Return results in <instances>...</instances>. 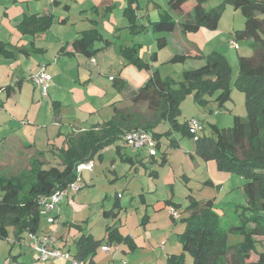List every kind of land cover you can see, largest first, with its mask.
I'll return each mask as SVG.
<instances>
[{
    "label": "rangeland",
    "instance_id": "374dc122",
    "mask_svg": "<svg viewBox=\"0 0 264 264\" xmlns=\"http://www.w3.org/2000/svg\"><path fill=\"white\" fill-rule=\"evenodd\" d=\"M113 1L78 0L75 2L76 6L68 13L71 15V20L61 27L58 22H55L53 28L51 27L45 32L48 33V38L46 42H42L46 48L44 52H38L34 49L33 45L36 46L41 43L39 39L34 38L38 43L34 42L32 45L31 42L26 41L19 44L17 37L10 32L4 33L5 36L3 34L0 36L2 40L9 41L8 48L13 52L10 56L0 55V175L9 177L20 174L21 176H19L22 177L23 174L32 173V159L34 157L39 158L40 155L37 151H29L28 148L26 150L23 139L26 136V141L37 140L38 145L50 135H54L52 138L54 140L57 137L55 131H58L56 128L58 125L54 121L57 114L53 112V109L57 113L61 106V109L63 108L62 114L73 113L74 117L78 116L79 123L94 122L98 118L111 119L115 114V106L121 108V105H117L119 100L131 101L130 91L142 86L153 71H158L162 77L171 83V87L176 89L179 95L177 121L183 124L194 118L202 123L204 129L198 133L201 136L199 142L196 141V135H191L182 130H172L171 136H163L166 138L165 147L170 146L169 156L172 166L162 170V172L167 171L168 177L153 181V183L158 182L159 186L154 198L163 200L167 197V194L164 193V187L167 186L164 183L172 181L174 199L177 202H183V207L193 197L201 201L213 199L214 210L221 215L224 228L228 229L233 224H239L241 220L237 218L236 214L240 211L235 206L240 207L247 204L242 188L247 181L246 176L220 169L216 158L203 156L201 149H204L206 153H213L215 138L217 137L214 125H217L219 129L230 128L234 125L235 116L246 119L248 115L246 93L238 81L240 57L253 54L252 40L241 39L237 35V31L243 30L246 26V16L243 9L235 8L225 0H208L205 7L216 9L220 13L218 27H201L197 31L185 32L181 27V13L172 9L168 0H135L139 11L136 17L137 22L141 26L143 24L145 26L140 27V31H131L129 17L126 15V8L129 6L130 0H117L118 5L112 8L109 17L112 19H109L105 15V8ZM45 3L46 0L44 5ZM223 3L224 5H222ZM192 4L193 1L187 2L185 10L191 9ZM94 5L101 7L100 11L90 15L97 18V27L104 38L112 40L113 43L107 45L105 40L98 41L97 47H102L104 44L106 47L94 55L95 59L81 53L74 56L78 60L58 54L61 45L69 41L67 38L71 39L79 29H82L83 22L80 19V10L82 8L90 10ZM6 6L13 7V0H0V17L4 20L2 22L11 30L12 28L7 25L6 17L3 14ZM59 13L60 11L57 14L61 15ZM12 14V16H16L14 11ZM161 18H171L176 21L175 30L170 33L154 32L152 28L154 21ZM13 28L17 30V28ZM57 32L60 34L56 35ZM71 33H73L72 36ZM28 35L30 36V34ZM59 35L65 40L59 42ZM160 36L167 37V45L159 46L157 39ZM25 38L30 40L27 35ZM233 39H237V48L231 45ZM114 42L125 46L136 44L137 53L143 60L150 62V67L127 63L126 59L116 50ZM154 42L155 46L153 47ZM23 48H26L29 53L21 50ZM153 52H157L156 59L152 56ZM215 52L225 56L230 66L231 71L226 86L217 81L215 73L205 75L201 81L200 79L189 80L186 76L187 71L194 70L209 59H213ZM177 55H184L185 57L184 59H175ZM78 62L80 63L79 71ZM40 65H46L47 71L53 75V79L50 81L49 94H43L40 87L35 85L32 80V69L38 68L37 72L41 67ZM115 77L125 80L130 87L119 90L114 84ZM8 85H12V94L7 99L5 87ZM227 88L230 89V97L221 105L217 95L221 90ZM198 91L199 95H197ZM52 97L60 98L61 102L53 101L51 103ZM122 110L125 114L129 113L128 115L134 116L135 124L142 128L145 127L146 123H153L154 116L157 114L155 109L145 101L135 102ZM27 117L34 120V123L29 124ZM170 128V123L163 120L154 127V131L165 133ZM62 131L63 134L67 132L65 126ZM170 138H175L177 145L172 146ZM167 139L169 142L166 141ZM54 142L51 141V143ZM59 143L56 144L58 147L60 146ZM45 147L50 149V154L47 155L48 159L61 165L59 160L61 159V149H52L51 144ZM127 151L130 154L137 153V150L132 149V147H128ZM139 152H143V150ZM174 173L178 176L175 177ZM184 173H188V180L185 179ZM29 181L21 193L22 195L27 192ZM102 186L105 188L106 184L102 183ZM169 186L172 187V184ZM95 190L96 188L89 187L82 190L85 197L83 201H87V204L91 201L92 207H96L97 203L95 202L98 201ZM129 193L127 192L123 198L127 200L125 205L128 206L127 209H124V213L128 216V222L135 226L134 220L137 219V216L141 220L144 212H141L138 207L139 204L129 203ZM187 193L192 197L186 196ZM3 194L4 190L0 185V200ZM71 212L72 209L69 211L70 217H76ZM180 220L182 219L180 218ZM257 238L260 249L264 237L258 236ZM239 239H241L240 235L229 233L230 242L239 241ZM182 252H184V264H192L191 253L183 250ZM257 258L258 254L252 252L250 260H257Z\"/></svg>",
    "mask_w": 264,
    "mask_h": 264
},
{
    "label": "trees",
    "instance_id": "16d2710c",
    "mask_svg": "<svg viewBox=\"0 0 264 264\" xmlns=\"http://www.w3.org/2000/svg\"><path fill=\"white\" fill-rule=\"evenodd\" d=\"M190 1H193L192 8L184 13L181 21V27L185 32L197 31L201 27H218L220 13L216 9L205 7L208 0H168V4L172 9L182 13L183 6ZM225 1L235 8L243 9L246 26L243 30L237 31V35L241 39L252 40L253 54L239 59L238 81L246 93L248 115L246 119L235 116L234 125L230 128L219 129L217 125H214L217 133L214 151L206 153L204 149H201V153L205 157L216 158L220 169L246 176L247 181L243 185V192L247 204L240 207L235 206L240 211L241 222L226 229L222 225L221 215L214 210L213 199L200 201L193 197L184 207V211L188 214L181 219L186 227L179 234V239L183 251L191 253L192 264H264V240L259 249L257 238L264 236V0ZM137 8L138 4H135V0H130L126 8L131 31H140V27L145 26L137 22ZM53 22L52 13L25 15L18 24V29L24 34L35 35L49 30ZM96 22L94 20V23ZM176 25V21L171 18H161L154 21L152 28L154 32L170 33L175 30ZM101 40H105L107 45L113 43L112 40L104 38L97 26L81 30L71 42L74 50L69 54L77 52L92 58L106 47V44L97 47L96 43ZM157 42L159 46L167 45V37L160 36ZM115 45L116 50L126 59L127 63L150 67V62L143 60L137 53L136 44L125 46L115 43ZM12 53L8 48V42L0 39V55L10 56ZM152 56L156 59L157 52H153ZM184 57V55H177L175 59H184ZM230 71L225 56L215 52L213 59H209L194 70L187 71L186 76L189 80L200 79L201 81L205 75L215 73L217 81L226 86ZM114 84L119 90L130 87L128 82L117 77H115ZM5 88L9 96L12 85ZM229 97V88L221 90L217 95L221 105ZM130 100L133 103L145 101L155 109L157 114L154 116L153 123H146L143 128L154 135L158 141V149L163 136H171L172 130H182L193 135L188 121L183 124L177 121L176 115L179 109L177 90L173 89L171 83L158 71H153L142 86L130 91ZM128 114L115 106L113 118L103 123L100 130L94 126L68 139V146L62 148L60 152L62 167H45L43 159L34 157L32 173L23 174L22 177L20 174L9 177L0 175V185L4 190L0 200V237L9 236L10 226L13 227L18 239L22 238L25 232L27 234L37 233L42 219L40 197L49 196L58 189H67L79 177L77 165L80 162L91 160L97 151L116 141L126 131L140 128L135 124V117ZM163 120H167L171 128L165 133L154 131V127ZM170 139L172 146L177 145L175 138ZM200 140L201 136L196 141ZM161 158L160 162L165 163L166 155L163 154ZM28 181L29 188L22 195ZM166 203L178 208L182 207L181 203L172 199H167ZM110 213L113 212L105 211L106 215ZM107 233L109 242L124 241L134 248L132 238L124 236L117 227L108 226ZM229 233H238L242 238L232 243L229 241ZM77 242L79 248L77 257L79 258L86 256L102 244V241H96L91 235L85 234ZM252 252L258 254L257 260H250ZM184 261V252L172 253L168 256L166 264H184Z\"/></svg>",
    "mask_w": 264,
    "mask_h": 264
},
{
    "label": "crops",
    "instance_id": "0c3cea01",
    "mask_svg": "<svg viewBox=\"0 0 264 264\" xmlns=\"http://www.w3.org/2000/svg\"><path fill=\"white\" fill-rule=\"evenodd\" d=\"M44 1L45 0H13L14 6H6V8L3 10V14L6 17L5 21L7 22L8 26H11L12 29L9 30L6 24L2 22L4 20H2L0 17V36H2V34L5 36L4 33L10 32V34L17 37V42L19 44L20 42L24 41L31 42L32 45L34 44V42L37 44L38 42H36V40L39 39L41 40V43H38L39 45L36 46L33 45L34 49L38 52H44L46 48L44 47L45 45L42 42L47 41L48 33L42 32L35 34V37L32 34H30L29 36L28 34L22 33L18 29V24L21 22L25 15H44L52 13L54 15L53 24L55 22H58L61 27V25L63 26L71 20V15L68 13L74 9V6H76L75 2H77L78 0L66 2L63 0H46L45 5ZM42 5L44 7H41ZM117 5L118 1L114 0L113 3H109L106 6L105 15L108 16V18L110 17V12L113 10L112 8L116 7ZM100 8L101 7H99L98 5H94L90 10L87 8H82L80 10V19H82L83 22L81 25L82 29H79L73 36L72 34L75 31L71 33V39L67 38V40L69 41L61 45L58 50V54L66 55L63 57H70L71 59L78 60L77 57H74L78 54L77 52L75 54H69V52H72L74 50L71 42L78 36L81 30L97 26V22L94 23V20L97 21V18L91 17L90 14H92L93 12H99ZM189 10L190 8L185 10V5L183 6V12H180L182 15V19L184 13H187ZM12 11H14V14H16V16H12ZM58 11H60L59 14L61 15L57 14ZM3 25H5V27H2ZM13 27L17 28V30H15ZM58 34H60V32H57L56 35ZM26 35L30 40L25 38ZM62 40H65V38L59 35L58 41L60 42ZM64 45L66 49H64ZM154 46L155 42L153 47ZM21 50L24 51L26 50V48H23ZM24 52L29 53L28 50ZM92 58L95 59L94 57ZM101 58L103 59V56ZM121 63L123 62L121 61ZM79 65L80 63L78 62V71ZM36 70L32 69L31 75H33ZM51 76L53 79L52 74ZM132 86L135 87V85ZM49 93L50 83L47 94ZM11 94L7 96V99L11 97ZM52 98L53 99L51 103L53 101L61 102L60 98ZM117 105H121V109H123L125 107H130L131 105H133V102L124 99L119 100V103H117ZM62 109L60 106L57 113L53 109V112L57 114L55 115L54 121L56 125H58L56 127L58 131H55L57 137L54 138V140L52 139L54 135H50L38 145L36 142L37 140H34L33 142L26 141V136L23 139L25 141L24 147L26 148V150L28 148L29 151H37L40 155L41 160L43 159L45 167H49V165L62 167L61 165L55 164L54 161L48 159L47 155L50 154V149L48 147H45L46 145L51 144L52 149L66 148L68 146V139L76 137L82 131L94 126L97 127L98 130H100L101 125L109 120L98 118V120L94 122L79 123L78 116L74 117L73 113H67L65 114V116L64 114H62ZM27 122H29V124H33L34 120H32L30 117H27ZM64 126L67 130L65 134H63L62 131ZM124 134L116 139V141L104 146L102 149L95 153L94 157H92L91 159V161L93 162V166L91 168H85L81 170L79 177L75 182L77 188L69 187L64 200L58 203L57 207L53 210L52 215L54 220L52 222H49L46 217L42 216L37 233L49 234L53 236V238L55 239V245L58 248H60L62 251H69L73 257L90 264H121L120 260L122 258L126 259L128 264H166V260L170 254L180 253L183 250L182 243L179 239V234H181L185 230L186 224L184 221L180 220V218L188 214L184 211L183 206L178 208L174 205L166 203L167 199H172L173 201L177 202L174 199L175 193L172 181L164 183V185L167 186L164 187V193L167 194V197H165L163 200L154 198L155 193L159 189V186L158 182L153 183V181H159L163 177H168L167 171L162 172V170L172 166V162L169 156L170 146L167 145L165 147L166 138L163 137L162 147L160 146L156 155L152 156L145 149L143 150L133 147L132 149L137 150V153L130 154L127 151V148L131 146L126 143ZM18 138L21 139V137ZM51 141L55 142L51 143ZM166 141L169 142V139H167ZM57 142H60L59 147L58 145H56ZM141 150H143V152H139ZM163 154L166 155L165 163L160 162L162 160L161 157L163 156ZM59 160L61 162V159ZM174 176L177 177L178 175L174 173ZM184 177L188 180V173H184ZM102 183L106 184V189L103 188ZM169 184H172V187H170ZM88 187L96 188L95 191L97 192L95 195L97 196L96 200H98L97 202H95L97 203L96 207L91 206V201H89L88 204L86 203L87 201H83L85 200V197L82 190ZM166 189L169 190L166 191ZM127 192H130V195L128 197V200L130 199L129 203L135 202L136 204H139L138 207L141 209V212H144L141 220H139L138 216L137 219L134 220L135 226L128 222V216L124 213V209H127L128 207L127 205H125V203H127V200L123 199L124 195H126ZM188 195L189 193L186 194V196ZM182 203L183 202H181V204ZM171 207H174L176 209L178 208L181 213L180 217H175L170 212ZM70 209H72V215L74 213L76 217H70ZM105 211H112L113 213H110V215H106ZM115 213L117 214L115 215ZM239 213L236 214L237 218H240ZM108 226L117 227L124 236H130L132 238L134 248H131V246L124 241L109 242L107 240ZM84 234L91 235L96 241H102V244L98 245L86 256L79 258L77 257L79 256L77 241ZM235 242L232 241V243ZM105 243H110L113 248L117 247L118 252L116 254H113L104 251L101 246ZM32 261H37V264H73L70 259L64 258H49L46 260H41L39 258V252L32 246V242L27 232L23 234L22 238L18 239L14 234L13 227L9 228V236L5 238L0 237V264H29Z\"/></svg>",
    "mask_w": 264,
    "mask_h": 264
},
{
    "label": "built area",
    "instance_id": "2783aa9c",
    "mask_svg": "<svg viewBox=\"0 0 264 264\" xmlns=\"http://www.w3.org/2000/svg\"><path fill=\"white\" fill-rule=\"evenodd\" d=\"M231 45L238 47L237 39L231 40ZM52 79L51 74L47 71V67L44 65L39 68V70L32 75V80L40 87L43 94H47L49 83ZM188 125L190 131L193 135H196L199 138L200 135L198 133L204 129V126L197 119H189ZM124 139L126 143L137 149H145L148 151L150 155H156L158 153V141L154 137V135L145 128H134L128 130L124 134ZM93 166V162L91 160L81 162L77 165V170L80 173L81 170L85 168H91ZM69 187L77 188L75 182L70 184ZM58 189L53 192L49 196L40 197V205H41V215L46 217L49 222L54 220L52 212L57 207L58 203L64 200L67 195L68 189ZM170 212L175 216H180V211L176 208L171 207ZM28 236L32 242V246L39 252V258L41 260H46L49 258H64L70 259L73 264H90L88 262L80 261L79 259L73 257L69 251H62L55 245V239L53 236L49 234H38V233H28ZM104 251L116 254L118 252V248H113L110 243H105L101 246ZM121 264H128L127 260L122 258L120 260ZM29 264H37V261H32Z\"/></svg>",
    "mask_w": 264,
    "mask_h": 264
}]
</instances>
